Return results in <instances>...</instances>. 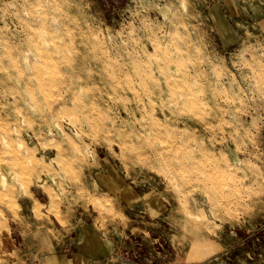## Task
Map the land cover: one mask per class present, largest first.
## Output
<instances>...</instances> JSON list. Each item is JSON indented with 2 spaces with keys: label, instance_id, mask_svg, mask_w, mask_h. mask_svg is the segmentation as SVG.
I'll use <instances>...</instances> for the list:
<instances>
[{
  "label": "rangeland",
  "instance_id": "obj_1",
  "mask_svg": "<svg viewBox=\"0 0 264 264\" xmlns=\"http://www.w3.org/2000/svg\"><path fill=\"white\" fill-rule=\"evenodd\" d=\"M223 3L0 0V264H57L46 229L87 264H264V0Z\"/></svg>",
  "mask_w": 264,
  "mask_h": 264
},
{
  "label": "crops",
  "instance_id": "obj_2",
  "mask_svg": "<svg viewBox=\"0 0 264 264\" xmlns=\"http://www.w3.org/2000/svg\"><path fill=\"white\" fill-rule=\"evenodd\" d=\"M223 6H226L225 0H222ZM240 1V0H239ZM241 9V7H240ZM245 10V9H244ZM242 14H243V8H242ZM237 16H240V14H236ZM244 15V14H243ZM242 15V16H243ZM36 230H34L32 233H35ZM35 239V238H34ZM46 245H45V244ZM54 246V237L50 229H46L45 233L43 232L38 236V238L35 239V241L31 240V247L34 248L37 253L39 251L46 253H41L42 258L44 259H54L57 264L63 263V264H87L86 263V252H80L73 256V258H68L66 255H58L56 247H53L55 251L53 252L50 247ZM38 246V247H37ZM107 247V245H106ZM111 249V247H108ZM111 250L105 251L103 254L104 258L110 254ZM39 254V253H38ZM102 256V257H103ZM94 256H90V258H93ZM100 257V256H99Z\"/></svg>",
  "mask_w": 264,
  "mask_h": 264
},
{
  "label": "bare ground",
  "instance_id": "obj_3",
  "mask_svg": "<svg viewBox=\"0 0 264 264\" xmlns=\"http://www.w3.org/2000/svg\"><path fill=\"white\" fill-rule=\"evenodd\" d=\"M0 186H2L3 188L8 186V182L7 179L4 175L1 176L0 178ZM45 244V243H44ZM46 245V244H45Z\"/></svg>",
  "mask_w": 264,
  "mask_h": 264
}]
</instances>
